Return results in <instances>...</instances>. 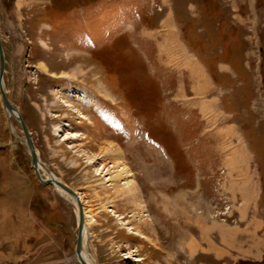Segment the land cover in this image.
<instances>
[{
  "label": "rangeland",
  "instance_id": "rangeland-1",
  "mask_svg": "<svg viewBox=\"0 0 264 264\" xmlns=\"http://www.w3.org/2000/svg\"><path fill=\"white\" fill-rule=\"evenodd\" d=\"M0 35L6 93L97 264H264V0H0ZM0 149L46 191V231L0 264H75L73 203L1 96Z\"/></svg>",
  "mask_w": 264,
  "mask_h": 264
},
{
  "label": "crops",
  "instance_id": "crops-1",
  "mask_svg": "<svg viewBox=\"0 0 264 264\" xmlns=\"http://www.w3.org/2000/svg\"><path fill=\"white\" fill-rule=\"evenodd\" d=\"M4 154L5 150L0 149V243L10 244L20 240L21 235L36 234L41 228L46 231L42 218L39 219L41 228L35 223L38 221L37 215L31 207L35 193L42 196L46 191L36 188L38 184L29 177L28 170L19 173L7 169ZM45 214L52 216L51 213Z\"/></svg>",
  "mask_w": 264,
  "mask_h": 264
},
{
  "label": "water",
  "instance_id": "water-1",
  "mask_svg": "<svg viewBox=\"0 0 264 264\" xmlns=\"http://www.w3.org/2000/svg\"><path fill=\"white\" fill-rule=\"evenodd\" d=\"M4 56H3V52H2V48H1V42H0V93H1V96H2V100H3V104L5 106V108L12 112L14 110V107L13 105L11 104V102L7 99L6 95H5V91L3 90V87H2V76H3V71H4ZM14 118L20 123L21 125V129H22V132H23V135H24V141H22L20 139V137H18L12 130H11V124L8 122V126H9V129L11 131V133L13 134L14 138H16L17 140H21L27 147V150H28V153L30 154V165L31 167L34 169V172L36 174V177L38 178L39 182L40 183H48V184H55L57 186H60L62 187L66 192L67 194H70L72 196H74V198L76 199L77 201V206H78V209H79V212H78V227H77V238H76V245H75V250H74V260L73 262L75 264H88L85 260H83V258L81 257V252H82V232H83V215H82V212H81V205H80V201L78 199V195L76 194V192L69 188L68 186H64L63 184H61L59 181L57 180H43L41 179L39 173H38V170H37V165L39 163L38 161V157H37V154L35 152V148H34V145L32 143V139H31V136H30V132L25 124V122L23 121L22 117L21 116H14ZM8 121V119H7Z\"/></svg>",
  "mask_w": 264,
  "mask_h": 264
},
{
  "label": "bare ground",
  "instance_id": "bare-ground-1",
  "mask_svg": "<svg viewBox=\"0 0 264 264\" xmlns=\"http://www.w3.org/2000/svg\"><path fill=\"white\" fill-rule=\"evenodd\" d=\"M0 42H1V35H0ZM1 48H2V52H3V56H4V62H5V54H4V51H3V46H2V42H1ZM4 67H5V64H4ZM3 76H4V71H3ZM3 76H2V87H3V90L5 91V95H6V97H7V99L11 102V100H10V97L7 95V93H6V90H5V85H4V81H3ZM0 96H1V93H0ZM1 99H2V96H1ZM2 102H3V100H2ZM63 103H64V105H66V106H68V107H70V104H68V102H67V100H64L63 101ZM11 104H12V102H11ZM13 105V104H12ZM3 106H4V104H3ZM14 107V106H13ZM4 110H5V114H6V117H7V119H8V122L11 124V130L17 135V133L15 132V130H14V127H13V124H12V122H11V120H10V117H13L14 118V116H21L20 114H19V112H18V110L14 107V110L12 111V112H10V111H8L6 108H5V106H4ZM8 113H10L11 114V116H8ZM80 117H82V116H80ZM19 123V122H18ZM19 125H20V123H19ZM27 126V125H26ZM28 128V127H27ZM59 128H60V124H59ZM20 129H21V125H20ZM29 130V129H28ZM58 131V130H57ZM12 132V133H13ZM21 132H22V129H21ZM30 132V131H29ZM22 134H23V132H22ZM18 136V135H17ZM30 136H31V133H30ZM77 136V135H76ZM18 137H20V136H18ZM20 139L22 140V141H24V135H23V137H20ZM31 139H32V136H31ZM21 140H19L20 142H22ZM23 143V142H22ZM32 143H33V139H32ZM24 144V143H23ZM25 145V144H24ZM33 145H34V143H33ZM25 147H26V145H25ZM34 148H35V152H36V154H37V157H38V161H39V163H38V165H37V170H38V173H39V175H40V177H41V179H43V180H57V181H59L61 184H63L64 186H68V185H66V184H64L62 181H60L59 179H57L52 173H50V172H47V170L46 169H44V167L42 166V163H41V160L39 159V155H38V152H37V150H36V147H35V145H34ZM26 150H27V147H26ZM27 152H28V150H27ZM29 154V153H28ZM29 156H30V154H29ZM43 167V168H42ZM31 169L33 170V172H34V169L31 167ZM42 170H45L44 171V173H45V176H43L42 175ZM34 174H35V172H34ZM35 176H36V174H35ZM37 178V177H36ZM37 180H38V178H37ZM39 181V180H38ZM46 184H48V183H46ZM51 185H53L54 187H56L58 190H59V192L62 194V195H66L67 197H69L70 199H71V201H72V203H73V206H74V208H75V211H76V214H77V227H78V212H79V209H78V204H77V201H76V199L74 198V196H72V195H70V194H67V192L62 188V187H60V186H57V185H55L54 183L53 184H51ZM69 187V186H68ZM69 188H71V187H69ZM72 189V188H71ZM75 191V190H74ZM77 194V193H76ZM78 195V194H77ZM65 196V197H66ZM68 198V199H69ZM78 199H79V195H78ZM79 201H80V199H79ZM80 205H81V212H82V215H83V232H82V240H81V242H82V252H81V257L83 258V260H85L88 264H97V262H96V260L94 259V257H93V255L89 252V251H87L86 249H85V247H84V245L85 244H83V243H85V238H86V235H87V224L89 223V217H90V215L87 213V211L83 208V206H82V204H81V201H80ZM78 231V230H77ZM77 236V235H76ZM76 244V243H75Z\"/></svg>",
  "mask_w": 264,
  "mask_h": 264
}]
</instances>
